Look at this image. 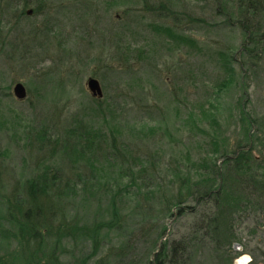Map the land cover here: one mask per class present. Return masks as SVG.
Instances as JSON below:
<instances>
[{
	"label": "rangeland",
	"instance_id": "374dc122",
	"mask_svg": "<svg viewBox=\"0 0 264 264\" xmlns=\"http://www.w3.org/2000/svg\"><path fill=\"white\" fill-rule=\"evenodd\" d=\"M230 1L0 0L1 181L31 176L55 139L46 161L72 165L60 151L64 140L73 143L66 132L79 123L99 133L98 161L86 154L78 163L107 193L71 197L67 213L89 223L100 208L107 218L106 201L120 191L122 217L103 230L90 264H149L163 229L161 240L188 241L185 264H237L243 256L247 264H264V200L257 189L247 205L225 195L215 234L196 226V214L176 219L161 207L176 172L195 181L210 157L222 166L214 150L248 144L264 168V15L253 36L259 56L250 58L240 49L248 42ZM89 77L99 81L102 97L88 91ZM17 82L23 99L13 94ZM244 113L254 122L247 134ZM43 128L48 140L40 142ZM112 139L124 156L110 153ZM81 238L63 242L64 263L86 245ZM2 244L1 255L14 245Z\"/></svg>",
	"mask_w": 264,
	"mask_h": 264
},
{
	"label": "trees",
	"instance_id": "16d2710c",
	"mask_svg": "<svg viewBox=\"0 0 264 264\" xmlns=\"http://www.w3.org/2000/svg\"><path fill=\"white\" fill-rule=\"evenodd\" d=\"M263 1L231 0L229 2L230 10L237 12V16H232V19L238 21L248 42L240 49L250 58L259 56L257 54L259 41L253 40V36L261 32L258 22L264 15ZM223 10L226 17L230 15L226 8ZM262 34L261 41L264 40V32ZM251 39L252 41L249 42ZM253 123V119L244 113L242 126L245 133ZM46 132V128L37 131L36 137L40 142L48 140V132ZM66 135V139H71L73 143L64 140L60 152L72 162V165H64L62 161L61 165H55L52 160L46 161V157L49 159V156L55 153V146L58 143L55 139L52 142L53 146L46 153L47 156L35 164V172L31 176L7 185L3 180L1 181L0 176V251L3 241H6V244L7 241L14 243L11 249H4V253L0 254L4 257L10 256V262L4 260V262L0 261V264H66L62 261V255L65 253L64 243L65 240H72L75 236L83 237L81 239L86 245L74 253L71 257L73 261L69 260L67 264H90L100 251L103 230L108 231L121 220L120 191L112 192L106 201L107 218L99 213L100 208L97 209L93 221L89 223L82 222L81 217L76 213L68 215L67 209L71 197L104 195L107 193V188L103 183L99 184L93 180L95 177L92 171H90L91 175L82 171L78 163L80 157L86 154L93 161H98L96 158L103 148L99 133L79 123L76 127L70 128ZM114 144L115 140L112 139L109 146L110 153L124 156L123 151ZM42 149L39 147L38 151L42 152ZM214 155L223 158V167L210 157V164L205 165L207 172L200 174L195 181L186 174L181 176L176 172V178L167 186L170 193L166 195L161 206L162 213L166 217L177 219L184 214H196L198 217L196 226L206 227L207 232L209 230L211 234L219 232V211L225 208L223 202L225 195L237 194L236 202L243 201L247 205L254 203L253 193L254 189H257L259 196L264 200V168L256 164V159L250 156V145H242L238 142L232 152H226L225 148L221 151H212V156ZM249 159L250 161H247ZM140 167L142 170L144 165ZM128 168L129 172L131 167ZM131 182H135L134 178ZM113 187L118 188L120 185L114 184ZM200 206L205 208L198 210ZM203 222L205 224H202ZM165 230L163 229L158 235L159 240L154 242L155 248L151 253L149 264H185L189 258L188 241L184 238L161 240ZM99 261L100 259L95 260L94 264H98Z\"/></svg>",
	"mask_w": 264,
	"mask_h": 264
},
{
	"label": "water",
	"instance_id": "95a60500",
	"mask_svg": "<svg viewBox=\"0 0 264 264\" xmlns=\"http://www.w3.org/2000/svg\"><path fill=\"white\" fill-rule=\"evenodd\" d=\"M86 85H87L88 91L90 92V94L93 97H97V98L102 97L101 86L99 84V81L95 77H89L87 79ZM13 94L18 99H23L25 97L26 91H25V88L22 85V83H20V82L15 83V85L13 87ZM249 260H250L249 257L243 256V257H240L236 261V263L237 264H240V263L247 264L249 262ZM234 262H235V260H234Z\"/></svg>",
	"mask_w": 264,
	"mask_h": 264
}]
</instances>
